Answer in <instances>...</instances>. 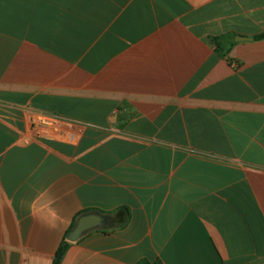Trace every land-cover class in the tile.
<instances>
[{
    "label": "crops",
    "instance_id": "1",
    "mask_svg": "<svg viewBox=\"0 0 264 264\" xmlns=\"http://www.w3.org/2000/svg\"><path fill=\"white\" fill-rule=\"evenodd\" d=\"M261 35L264 0H0V264L90 213L61 264H264Z\"/></svg>",
    "mask_w": 264,
    "mask_h": 264
},
{
    "label": "water",
    "instance_id": "2",
    "mask_svg": "<svg viewBox=\"0 0 264 264\" xmlns=\"http://www.w3.org/2000/svg\"><path fill=\"white\" fill-rule=\"evenodd\" d=\"M247 41L249 39H239V41ZM111 219L106 216H102L98 213H90L82 216L76 227L71 231L67 237V241L70 243H76L82 239L88 232L97 228H107L109 227Z\"/></svg>",
    "mask_w": 264,
    "mask_h": 264
},
{
    "label": "trees",
    "instance_id": "3",
    "mask_svg": "<svg viewBox=\"0 0 264 264\" xmlns=\"http://www.w3.org/2000/svg\"><path fill=\"white\" fill-rule=\"evenodd\" d=\"M258 40H264V35H261L257 38ZM214 43L217 44V41L216 40H213ZM218 48H219V45H218ZM69 242L66 240H64L63 244L61 245V247L59 248L57 254H56V257H55V260H54V263L53 264H61L62 263V260L69 248ZM140 264H162L161 261H155L154 263H150V262H142Z\"/></svg>",
    "mask_w": 264,
    "mask_h": 264
},
{
    "label": "built area",
    "instance_id": "4",
    "mask_svg": "<svg viewBox=\"0 0 264 264\" xmlns=\"http://www.w3.org/2000/svg\"><path fill=\"white\" fill-rule=\"evenodd\" d=\"M55 122V119H49L46 117L39 116L37 123L41 126H51Z\"/></svg>",
    "mask_w": 264,
    "mask_h": 264
}]
</instances>
